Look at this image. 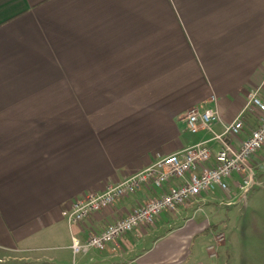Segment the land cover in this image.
Returning <instances> with one entry per match:
<instances>
[{
    "label": "crops",
    "instance_id": "obj_1",
    "mask_svg": "<svg viewBox=\"0 0 264 264\" xmlns=\"http://www.w3.org/2000/svg\"><path fill=\"white\" fill-rule=\"evenodd\" d=\"M256 89L264 98V0H0V264H225L207 251L222 233L210 228L221 192L103 251L74 254L72 238L177 182L77 224L67 215L88 193L210 140L188 132L189 110L216 109L221 134ZM254 125L245 115L241 139Z\"/></svg>",
    "mask_w": 264,
    "mask_h": 264
},
{
    "label": "built area",
    "instance_id": "obj_2",
    "mask_svg": "<svg viewBox=\"0 0 264 264\" xmlns=\"http://www.w3.org/2000/svg\"><path fill=\"white\" fill-rule=\"evenodd\" d=\"M256 89L248 93L244 108L227 124H223L221 134L214 133L212 127L220 122L216 109H191L185 116L188 132L196 134L208 131L212 138L207 142L188 147L180 153L158 157L148 168L108 186L101 193H88L75 200L67 215L69 224H77L91 213H97L111 207L119 199L135 194L142 188L159 191L171 181L177 184L167 188L159 196L148 200L124 218L108 224L99 234L89 236L84 242L72 238L71 248L74 254L87 253L90 250L103 251L107 245L114 244L122 236L141 226L153 225L164 211H176L188 202L202 195L221 192L233 195L232 183L236 178V192L245 197L254 186V172L250 164L251 157L264 146V98ZM250 114L255 125L241 139L244 130V117ZM227 139L240 141L233 145ZM213 144L218 146L213 150ZM237 200L231 201V205ZM225 237L217 233L214 242L207 247L211 258H217L218 249Z\"/></svg>",
    "mask_w": 264,
    "mask_h": 264
},
{
    "label": "rangeland",
    "instance_id": "obj_3",
    "mask_svg": "<svg viewBox=\"0 0 264 264\" xmlns=\"http://www.w3.org/2000/svg\"><path fill=\"white\" fill-rule=\"evenodd\" d=\"M250 162L254 186L245 197L236 191L233 195H213L214 201L221 202V206L214 208L216 212L212 221L225 236L223 246L218 250L220 262L225 261V264H260L264 261V253L257 252L259 243L264 245V146L251 157ZM234 199L237 202L231 205ZM197 206L201 205H187L190 214Z\"/></svg>",
    "mask_w": 264,
    "mask_h": 264
},
{
    "label": "trees",
    "instance_id": "obj_4",
    "mask_svg": "<svg viewBox=\"0 0 264 264\" xmlns=\"http://www.w3.org/2000/svg\"><path fill=\"white\" fill-rule=\"evenodd\" d=\"M211 227H212V228H215V225H214V226H210V228H211Z\"/></svg>",
    "mask_w": 264,
    "mask_h": 264
}]
</instances>
